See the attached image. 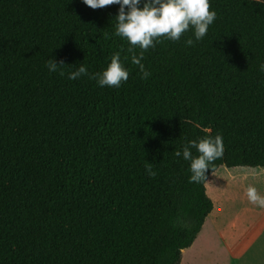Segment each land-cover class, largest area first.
<instances>
[{
	"label": "trees",
	"instance_id": "1",
	"mask_svg": "<svg viewBox=\"0 0 264 264\" xmlns=\"http://www.w3.org/2000/svg\"><path fill=\"white\" fill-rule=\"evenodd\" d=\"M209 3L207 34L160 37L144 79L118 5L0 0V264H180L213 207L208 176L264 167V3ZM118 51L128 79L100 87L89 76ZM216 134L223 157L190 182L175 151Z\"/></svg>",
	"mask_w": 264,
	"mask_h": 264
},
{
	"label": "clouds",
	"instance_id": "2",
	"mask_svg": "<svg viewBox=\"0 0 264 264\" xmlns=\"http://www.w3.org/2000/svg\"><path fill=\"white\" fill-rule=\"evenodd\" d=\"M259 2L264 3V0ZM83 3L92 9L118 5L114 17L115 35L127 40L131 62L138 66L144 79L150 75L141 62L144 51L154 47L160 37L177 41L191 27L195 39L200 40L216 18V12L210 10L209 0H83ZM186 43L191 45L193 40L188 39ZM137 47L141 49L138 55L135 52ZM60 64L64 62L51 59L47 67L50 72H55ZM260 70L264 71V64L260 65ZM82 75H88V69L80 65L75 71L68 73V78L76 80ZM128 76L129 71L124 67L118 51L111 56L102 72L94 73L89 78L95 79L100 87H119L123 81H127ZM182 147V152L177 150L174 155L189 161L190 182L198 183L206 179L211 164L224 155L223 137L220 134L190 140ZM192 149L198 154L194 156ZM146 172L149 176L156 174L150 165L146 166ZM246 195L252 203L264 206V196L259 194L255 186H248Z\"/></svg>",
	"mask_w": 264,
	"mask_h": 264
},
{
	"label": "crops",
	"instance_id": "3",
	"mask_svg": "<svg viewBox=\"0 0 264 264\" xmlns=\"http://www.w3.org/2000/svg\"><path fill=\"white\" fill-rule=\"evenodd\" d=\"M247 171L250 172L231 174V179L254 177L260 183L264 182V167ZM246 189L237 195L243 196L242 202H229L231 194L227 197L228 202H212V210L192 247L182 250L180 264L197 263L195 254L201 252L202 247H209L212 264H264V206L249 201ZM257 190L264 196V184ZM193 247L195 251L184 256Z\"/></svg>",
	"mask_w": 264,
	"mask_h": 264
},
{
	"label": "rangeland",
	"instance_id": "4",
	"mask_svg": "<svg viewBox=\"0 0 264 264\" xmlns=\"http://www.w3.org/2000/svg\"><path fill=\"white\" fill-rule=\"evenodd\" d=\"M256 168H262V167H256ZM247 170H250V168L249 167L227 168L225 166H220L218 169L212 172L206 180V183L208 182L207 187L205 183L206 193L209 196V198L212 200V202H228L227 197L230 194H231L230 196L231 198L229 202H240V201L242 202L243 196L239 197L237 195H239V193L241 194V192L245 188H247L250 185L255 186L257 189L262 188V184H264V182L260 183V181L256 180L254 177H242L240 180L231 179V177H233V175L231 174L250 172ZM192 244L190 245L191 247ZM190 246L188 248H190ZM193 250L195 251L194 247L190 250H187L184 253V256L190 255L191 253H193ZM195 257H197V263L195 264H212L209 247L208 248L202 247L201 252L195 254ZM188 264H192V263H188Z\"/></svg>",
	"mask_w": 264,
	"mask_h": 264
}]
</instances>
